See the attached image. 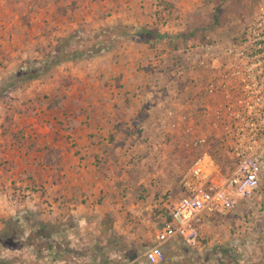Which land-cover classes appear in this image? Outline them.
Wrapping results in <instances>:
<instances>
[{
	"label": "crops",
	"instance_id": "1",
	"mask_svg": "<svg viewBox=\"0 0 264 264\" xmlns=\"http://www.w3.org/2000/svg\"><path fill=\"white\" fill-rule=\"evenodd\" d=\"M58 4L63 10L56 14L58 22L51 32L46 30L47 22L54 15L47 5L25 20L29 10L8 21L1 34L11 33L12 41L0 39L4 51L0 61L7 65L4 74L26 57L25 45L50 41L80 24L90 29L127 24L162 31L151 0H58ZM175 29L182 26L173 24L169 31ZM132 33L114 50L63 62L50 76L31 81L25 97H34L35 103L18 116L22 126L34 133L26 134L23 144L3 139L8 148L4 154L14 167L2 180L9 187L16 179L13 173L25 171L30 183L44 188V199L61 211L69 207L84 228L97 229L109 212L120 237L133 244L154 237L155 245L159 229L150 225L158 226L157 221L166 216L162 207L182 195V180L190 173L194 157L181 138H169L156 128L157 116L172 100L168 85L174 49L158 51L168 34L162 31L161 41L143 38L144 33L135 29ZM58 95L61 100L55 105L41 104H50ZM5 200L6 195L0 196L2 203ZM212 215L203 214L199 225L210 222ZM214 239L204 244L210 247L207 259L212 261L223 252L220 247L211 250ZM198 241L173 238L162 247L181 249L183 242ZM116 248L119 254L127 252L125 246ZM183 253L187 255L185 249Z\"/></svg>",
	"mask_w": 264,
	"mask_h": 264
},
{
	"label": "rangeland",
	"instance_id": "2",
	"mask_svg": "<svg viewBox=\"0 0 264 264\" xmlns=\"http://www.w3.org/2000/svg\"><path fill=\"white\" fill-rule=\"evenodd\" d=\"M151 2L152 5L157 6L160 30L168 34L164 42L160 44L158 51H165L167 48L171 50L172 45L181 48L189 42L201 41V35L204 33L205 39L215 37L234 17L229 11L235 6L234 0H151ZM242 2L245 5L253 4L252 0H242ZM46 5L53 9L54 18L51 22H47V26L51 29L49 27L46 29L51 32L58 22L56 14L58 15L63 10L58 0H0V39L11 43V33L5 37L1 32L15 15L20 16L29 10L27 15H23L25 20L32 11L39 13L38 7ZM216 11L228 15V21L226 20L220 27L210 26L208 23L209 18ZM173 24L176 26L180 24L182 29H177V32L176 29L169 31ZM198 24H201L200 28L193 29L194 38H187L185 43L180 38L176 41L171 39L181 31L185 32L191 27L199 26ZM134 29L143 31V38H155L146 33L143 28L137 29L127 24L112 27L100 26L97 29H90L80 24L65 35L59 37L54 35L50 41L43 39L28 46L24 43L22 52L26 53V57L17 65L14 64L9 68V72L12 70L10 73L4 74L7 65L0 61V76H2L0 87L11 79L26 61L38 63L46 61L51 55L49 52L59 40L72 33L77 34L73 41L74 48H81L82 45L92 47L103 44L102 47L110 51L118 48L128 37L132 36ZM154 30L163 34L162 31ZM157 39L162 41L163 38L157 37ZM18 49L19 47H16L15 50ZM0 52L4 51L0 50ZM53 69L46 76H50ZM30 84L31 81L26 84L20 83L5 91L0 97V170H3V174L0 173V196L6 195L7 198V201L3 203L0 201V264H149L145 252L154 245V237L141 243L137 242V244L129 243L113 229V219L109 212L104 217L103 224L97 225V229L84 228V225H80L76 220L75 214L70 211L69 207L61 211L60 208L54 207V202L49 203L47 199H44V188L39 183H30V175L25 171L16 170L13 173L16 179H12L9 187L2 180L8 174L6 171L14 167V163L4 154L8 148H4L3 139H15L23 144V139L27 135L32 137L34 133L28 130L27 125L22 126V121L18 116L23 113L24 108L28 111V106H33L32 104L35 103L32 99L34 97H25L27 94L25 90ZM60 100L61 96L58 95L53 97L50 104L44 100L41 104L51 106ZM189 162V160L185 161L187 167L190 166ZM17 166L16 163V168ZM7 181L11 182V178ZM163 197L167 199L168 195ZM178 199L168 201L161 211L164 214L171 211L172 204H175ZM150 226L153 228L152 225ZM199 239L200 241L191 244L183 242L181 249L178 247L170 250L164 249L166 259L161 264H264V183L254 199L241 201L227 215L213 214L210 222L199 225ZM211 239L215 242L211 250L220 247L223 251L216 261L207 259L206 248L209 245L204 244ZM118 244L120 247L125 246L127 252L122 250L119 254L116 248ZM184 249L187 255L183 253Z\"/></svg>",
	"mask_w": 264,
	"mask_h": 264
},
{
	"label": "built area",
	"instance_id": "3",
	"mask_svg": "<svg viewBox=\"0 0 264 264\" xmlns=\"http://www.w3.org/2000/svg\"><path fill=\"white\" fill-rule=\"evenodd\" d=\"M252 2L215 37L174 50L172 100L156 128L186 142L194 159L171 220L145 252L151 264L165 261L166 241H197L203 214H229L264 183V0Z\"/></svg>",
	"mask_w": 264,
	"mask_h": 264
},
{
	"label": "trees",
	"instance_id": "4",
	"mask_svg": "<svg viewBox=\"0 0 264 264\" xmlns=\"http://www.w3.org/2000/svg\"><path fill=\"white\" fill-rule=\"evenodd\" d=\"M234 4L235 6L232 7L229 11L232 14L231 16H234L235 18H244L245 15L252 10V4L245 5L243 4L242 0H234ZM227 18L228 15L221 14L220 12L216 11L213 16L209 18L208 23L210 24V26L212 25L220 27L224 25ZM198 25L199 26L189 28L185 32L181 31L179 34L173 36L171 39H175L176 41L178 40V38H180L185 43L187 41V38H194L195 32L193 31V29H195V27L200 28L201 24ZM144 30L150 36H155V38L163 36L162 34H159L156 30ZM76 36V33H72L67 37L61 38L57 45L51 50V52H49L51 55L48 56L46 61L39 63L26 61L23 65H21L20 68L15 72V74L12 75L11 79L7 80L5 84L0 87V97L5 91H8L10 88H13L14 86L20 83L26 84L32 80L43 78L51 69L65 61L87 59L107 51V48L102 47L103 44H99V46L94 45L92 47L82 45L81 48H74L73 41ZM205 38L206 35L204 33L201 35V41H205ZM172 48L176 50L179 47L172 45Z\"/></svg>",
	"mask_w": 264,
	"mask_h": 264
},
{
	"label": "water",
	"instance_id": "5",
	"mask_svg": "<svg viewBox=\"0 0 264 264\" xmlns=\"http://www.w3.org/2000/svg\"><path fill=\"white\" fill-rule=\"evenodd\" d=\"M166 215H167L166 220H158L157 223H159V225L156 227L152 225L153 228L161 229L163 226H165L166 223L171 220V212L170 211L166 212Z\"/></svg>",
	"mask_w": 264,
	"mask_h": 264
}]
</instances>
